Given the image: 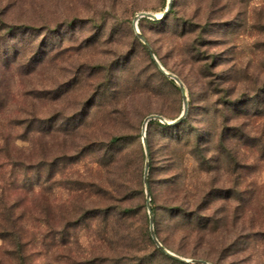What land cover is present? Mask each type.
Segmentation results:
<instances>
[{"label": "rangeland", "instance_id": "1", "mask_svg": "<svg viewBox=\"0 0 264 264\" xmlns=\"http://www.w3.org/2000/svg\"><path fill=\"white\" fill-rule=\"evenodd\" d=\"M227 1L230 6L223 11L236 23L217 27L214 36L230 40L244 63L249 61L251 71L263 78L264 72L252 66L257 64L254 24L264 14V0H216L217 8ZM167 2L0 0V212L3 206L16 210L25 244L23 264H197L193 262L197 259L243 264L245 255H233L223 246L244 227L264 228V161L253 162L251 153L243 169L223 164L216 171L197 174L189 167L190 190H206L212 183L221 190L223 199L206 211L216 209V215L224 217L212 236L197 234L193 226L189 229L195 231H187L186 223L178 225L168 212H156L165 247L190 263L148 243L141 216L130 219L123 240L114 237L123 226L117 213L107 219L103 212L91 213L77 221L85 209L92 212L112 204L111 148L143 151L146 200L144 120L152 114L174 120L183 110L178 84L155 66L133 28L136 15L161 14ZM177 2L180 16L203 25L209 0ZM157 21L141 18L138 29L162 66L183 82L194 108L192 118L201 119L197 66L180 54L196 48V54L202 53L198 58L208 52V45L199 28L184 34V24L175 17ZM210 119L211 115L204 121ZM152 130L156 148H162V130L157 126ZM113 137L122 140L114 145ZM156 173L154 181L164 176ZM155 194L159 203L161 187ZM147 215L150 233L148 211ZM2 221L0 216V264H19L13 246L3 237ZM252 243L251 264H264V241Z\"/></svg>", "mask_w": 264, "mask_h": 264}, {"label": "trees", "instance_id": "2", "mask_svg": "<svg viewBox=\"0 0 264 264\" xmlns=\"http://www.w3.org/2000/svg\"><path fill=\"white\" fill-rule=\"evenodd\" d=\"M208 4L203 25H200L199 21L194 22L190 18L180 16L177 0H172L169 12L157 21L163 22L175 17L184 24L183 31H187L184 34L195 33L199 28L202 42L205 41L208 45V52L198 58L196 56L202 53L196 54V51H199L196 48L194 50L185 48L184 54H180L181 58L183 57L192 67L197 66L196 71L202 87L200 99L203 104L199 107L202 118L195 121L192 118L194 108L188 104L187 116L176 125H167L158 120H151L147 124L146 143L150 158L148 184L151 207L155 216L154 229L158 240L166 247L157 229L156 212L160 210L168 212L178 225L181 222L186 223L187 231H195L189 228L196 227L197 234L203 236L215 234L224 219L216 215V209L206 214L210 207H215L223 199L220 188L212 183L206 190L204 188H196L195 192L190 190L192 184L186 177L190 165V170L193 168L197 174H202L216 171L223 164L243 169L250 159L248 153L253 154V162L264 161V77L262 78L260 73L251 71L250 62L244 63L242 54L236 52L233 48L235 45L230 40L218 39L214 36L217 27L234 21L236 23V18L233 21L234 18H230L231 14L223 11L230 6L228 1L219 9L216 0H209ZM228 17L230 19H227ZM254 27L258 32V38L254 43L257 51L255 57L257 66L252 68L264 72V14H259ZM218 46L225 48L214 52L212 49ZM188 53L190 57L186 58L185 55ZM223 63H226V68H221ZM209 115L211 119L205 122ZM153 126L162 130L164 135L162 148L158 149L155 146ZM120 140L121 137H113L110 142L116 145ZM110 151V173L114 180L109 192V200L112 204L110 208L102 210L97 208L92 212L85 209L78 214L77 221L90 218L93 215L91 213L103 212L106 214V219L112 213H117L123 221V226L114 237L123 240L129 232L127 223L130 219L141 216L144 234L148 243L153 245L147 229L143 151L126 148H111ZM185 160L189 164L185 165ZM156 172H164V176L154 181ZM157 187H161L159 203L155 194ZM0 216L3 219L1 228L3 237L13 246L14 259L18 260L19 264H23L26 259L25 244L17 226L19 218L16 216L14 206H3ZM208 224H213L214 227L208 229ZM254 239L264 241V228L254 230V227H244L229 244L223 246V249L231 250L233 255H245L241 263L251 264L253 255L250 250ZM257 263L259 264L260 261Z\"/></svg>", "mask_w": 264, "mask_h": 264}, {"label": "water", "instance_id": "3", "mask_svg": "<svg viewBox=\"0 0 264 264\" xmlns=\"http://www.w3.org/2000/svg\"><path fill=\"white\" fill-rule=\"evenodd\" d=\"M171 4H172V0H168L166 9L161 14H155V13H150V12H141L138 15H136L134 20H133V28H134L138 38L145 45L151 59L153 60V62L157 66V68L160 70V72H162L163 74H165L166 76H168L169 78H171L172 80H174L178 84L180 91L182 93V97H183V110H182L181 114L176 119L167 120L159 114H152L144 120V123L142 126V133H143L142 142H143L145 152H146V162H145V166H144V185H145V190H146V206H147V211L149 214V230H150V235H151L153 242L156 244V246L162 252H164L168 256L172 257L173 259L178 260L180 262H184V263H190L191 262L190 260L183 258V257L169 251L158 240L156 233H155V229H154V216H153V211H152V207H151V194L149 191V184H148L149 160H148V149H147V144H146V140H145V133H146V129H147V124L151 120H158V121H160L164 124H167V125H176V124L180 123L187 116V113H188V97H187L186 89H185L183 82L180 80V78L177 75L167 71L162 66L160 61L157 59L155 53L153 52V49L147 43L145 37L140 33V31L138 29V22L141 18H148L151 20H160L169 12V10L171 8ZM193 262L197 263V264H211V263H209L205 260H201V259L193 260Z\"/></svg>", "mask_w": 264, "mask_h": 264}]
</instances>
